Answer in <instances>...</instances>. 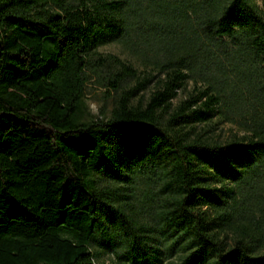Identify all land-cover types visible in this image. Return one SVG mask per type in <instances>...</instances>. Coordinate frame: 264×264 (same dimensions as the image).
<instances>
[{"label":"trees","instance_id":"1","mask_svg":"<svg viewBox=\"0 0 264 264\" xmlns=\"http://www.w3.org/2000/svg\"><path fill=\"white\" fill-rule=\"evenodd\" d=\"M104 254L264 264V0H0V264Z\"/></svg>","mask_w":264,"mask_h":264},{"label":"rangeland","instance_id":"2","mask_svg":"<svg viewBox=\"0 0 264 264\" xmlns=\"http://www.w3.org/2000/svg\"><path fill=\"white\" fill-rule=\"evenodd\" d=\"M98 51L103 55L113 54L119 56L126 61H130L139 69L142 68L141 61L136 58L128 49L124 48V46L120 43H109L103 45L98 48ZM149 88H151V86H149ZM191 89L192 84L191 82H189L187 85V90ZM147 92L148 90H146V94ZM105 94L106 92L104 91L103 87L95 84L94 82L88 83L86 100L88 107L92 113L97 114L101 108H104L107 111L111 108L112 99L110 98V96H106ZM184 95V93H180L177 99L182 98ZM235 132L240 133V130L236 126L229 123L219 124L216 129V134H218L219 138L221 139L228 138ZM100 261L103 264H111V261L107 254L102 255Z\"/></svg>","mask_w":264,"mask_h":264}]
</instances>
